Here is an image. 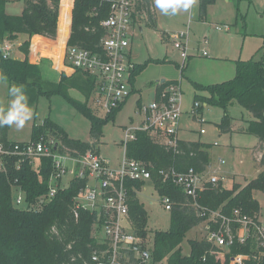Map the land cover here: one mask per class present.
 Listing matches in <instances>:
<instances>
[{"label": "trees", "instance_id": "obj_1", "mask_svg": "<svg viewBox=\"0 0 264 264\" xmlns=\"http://www.w3.org/2000/svg\"><path fill=\"white\" fill-rule=\"evenodd\" d=\"M216 0H200L201 13L206 15L208 7ZM9 0H0V77L11 86L22 87L32 104L41 96H63L78 112L91 122V141L73 138L67 130L49 117L43 124L33 126L31 139L44 137L58 143L57 151L81 156L89 149H98L103 135V127L115 118L123 106L112 109L106 117L90 106V100L97 93V78L90 71L76 69L73 74L62 72L59 79L52 81L45 77L43 68L30 61V47L36 36L55 39L58 36L61 0H24L21 14H9L6 5ZM140 15L135 20L156 26L157 13L154 0H144L138 5ZM72 0H63L61 10L60 42L65 46L69 33ZM108 0H74L72 28L68 46L86 48L93 53H102L103 39L107 30L103 21L110 15ZM26 39L20 45L24 59L5 56L4 45L18 41L20 36ZM58 44V45H59ZM258 51L249 60L238 59L235 78L204 85L193 83L196 91H206L209 96L196 94V101L216 104L226 112L223 121L218 124L220 131L230 130L232 118L228 114L229 105L236 100L254 115L247 126V132L255 135L264 144V53L257 58ZM152 61V60H151ZM148 62L136 64L130 83L132 93L138 75L147 67ZM177 82V81H175ZM164 84L158 85L157 92ZM134 87V88H133ZM78 90L83 98L75 97L71 90ZM129 98V97H128ZM140 104V101H139ZM204 106L199 108L203 112ZM8 126L0 128V141H9ZM211 143L178 139L177 146L159 143L150 130L137 131L135 140L127 144L126 155L143 161L151 171L150 180L161 197L171 198V225L168 231H157L153 240L155 261L167 264H234L232 257L245 254L248 257L242 264H264V247L255 237L245 243L235 241L228 249L218 252L204 236L191 240L190 255L182 253V243L186 235L195 227L207 222L210 211L221 210L231 215L240 208L250 216H261V204L255 193L264 191V170L256 179L242 187L235 183L226 187L223 180L213 183L206 181L203 191L196 196L188 195L184 187L175 181L172 172L185 173L194 169L204 174L211 164ZM264 161V156H263ZM53 158L41 157L39 163L26 161L20 168L15 161L7 164L6 170H0V264H93L92 252L99 245L94 234L96 214L80 209L79 217L74 211L75 198L87 179L73 178L69 185H59L58 193L39 207L40 198L49 191V182L54 165ZM165 171L170 177L162 173ZM148 181L128 180L130 217L137 235L148 238V211L141 201L138 191ZM22 190L26 204L19 205L15 198ZM34 204V207H33ZM208 211L207 215L203 213ZM218 224H213L216 227Z\"/></svg>", "mask_w": 264, "mask_h": 264}, {"label": "rangeland", "instance_id": "obj_2", "mask_svg": "<svg viewBox=\"0 0 264 264\" xmlns=\"http://www.w3.org/2000/svg\"><path fill=\"white\" fill-rule=\"evenodd\" d=\"M73 4L74 0H72ZM200 4V0H196L191 13L190 9L187 11L178 10L175 15H164L155 7L156 26L145 25L143 32L135 31L136 35L131 40L132 55L134 54L139 63L146 61L148 65L137 77L136 87L139 91H134L130 98L118 105L119 107L124 103L115 118L104 125L103 135L98 143L99 151L109 161L113 169H120L125 159L126 152L123 141L126 139V129L130 126L143 125L145 116L140 113L143 100L149 104L154 99L153 94L158 83L157 80L165 78L182 82L185 113L182 116L183 121L181 119L180 139L206 143L218 142L210 150L213 159L211 170L227 166L228 162L232 161L231 156L236 153L243 159L237 169H241L250 181L259 176L255 175L254 167L249 165L251 161L248 151L253 145L251 142L259 141L263 145L257 136L247 132L248 120L254 119L252 112L234 100L229 105L227 112L234 120L232 124L236 131L223 132L220 131L218 124L223 121L226 112L219 105L208 103L204 105L203 114L207 120L205 123H201L192 115H186V112L192 111L196 94L209 96L206 91H196L193 83L210 85L229 81L236 76V60H249L258 50L261 51L257 58L264 53V0H216L208 7L205 16L201 13ZM21 5L23 8L25 7L23 0H21ZM7 12L10 14L15 12L11 3ZM180 31H187L190 38L189 55L191 57L189 60L187 59L183 71L181 66L185 62L183 63L181 50L175 46L174 41ZM164 35L170 37L165 39ZM58 50L60 59H62L65 49L59 47ZM204 51L208 53V56L204 55ZM15 55H18V52L14 49L12 56ZM45 57L47 58L48 55L45 54ZM45 63L38 64L43 68L45 77L52 81L58 80L60 69L58 67L54 69L53 61ZM10 87L8 81L0 79V108L5 110L12 99L8 94ZM71 93L75 97L83 98L78 90L72 89ZM28 104L33 110V119L20 130L8 127L7 136L9 139L16 141L30 139L33 126L43 124L49 117L63 126L71 137L87 142L91 141L90 120L78 112L63 96H41L34 104L28 97ZM90 106L103 117L112 111L97 107L94 97L90 100ZM203 128L208 130L206 134L201 133ZM153 136L159 143L168 141L159 133L153 132ZM222 157L227 161L225 164L220 163ZM36 163L38 162L36 161ZM208 175L209 173H205V178ZM249 179L237 178L236 181L244 187L250 183ZM70 181L71 176H67L63 180V184L67 186ZM145 185L147 188L139 197L148 211L147 229L149 243L152 244L157 231L169 230L171 212L166 209L153 183L148 181ZM255 196L262 208V217L260 216V218L264 220V191L256 192ZM204 224L195 227L186 235L182 243L183 254H191V240L202 239L206 236Z\"/></svg>", "mask_w": 264, "mask_h": 264}, {"label": "built area", "instance_id": "obj_3", "mask_svg": "<svg viewBox=\"0 0 264 264\" xmlns=\"http://www.w3.org/2000/svg\"><path fill=\"white\" fill-rule=\"evenodd\" d=\"M108 1L111 12L103 21L107 34L102 41L104 49L102 53H93L78 46H68L66 41L62 59L64 68H72L74 71L80 68L96 75L95 104L100 109L111 111L132 94L130 78L136 63L132 58L131 40L136 35L135 31L144 23L135 20L134 16L140 15L138 5L144 0ZM174 41L175 46L181 50L184 63L189 57L188 32L180 31ZM3 50L5 56H11L12 44L7 42ZM207 54L204 51V55ZM184 67L185 63L181 68ZM202 105L206 103L195 101L191 113L198 121L205 123L207 120L203 112L199 111ZM140 113L145 116L144 123L126 129V139L123 141L125 152L127 144L136 139L139 130L159 133L168 140L165 144L177 146L178 131L184 113L182 85L175 81L165 82L149 104L142 103ZM201 133H206V129H201ZM57 146L55 140L46 141L44 137L38 140L30 138L26 141L13 139L0 141V170H6L11 160L20 168L26 161L39 163L43 156L52 157L54 169L50 177L49 191L40 198L39 207H43L49 199L55 197L59 185L66 186L63 180L67 176H71V180L79 177L87 179L86 186L81 187L75 198L74 211L77 217L80 209H87L96 214L93 229L99 245L92 252L93 264H167L163 260L155 261L153 243H149V237L137 235L131 222L126 183L128 180L151 179V171L145 163L129 158L125 154L121 168L113 169L97 149H89L78 156L68 152H58ZM162 173L170 177L165 171ZM172 176L184 187L185 192L192 196L204 190L206 181L216 183L219 180L217 176L205 178L204 174L194 169H189L185 173L173 171ZM161 198L166 209L170 210L171 198L168 196ZM25 199L24 193L19 190L15 198L16 203L24 205ZM207 213L208 211H205L203 214L207 215ZM208 215L210 216L204 224L206 236L219 249L218 252L228 249L236 240L245 243L250 237H255L259 245L264 247V220L260 217L245 214L240 208L234 209L231 215L221 210L210 211ZM213 224L218 225L213 227ZM247 257L248 255L245 254H237L231 260L234 264H242Z\"/></svg>", "mask_w": 264, "mask_h": 264}, {"label": "crops", "instance_id": "obj_4", "mask_svg": "<svg viewBox=\"0 0 264 264\" xmlns=\"http://www.w3.org/2000/svg\"><path fill=\"white\" fill-rule=\"evenodd\" d=\"M10 3L12 4V8L15 11L14 14H21L23 12L24 8L21 5V0H9V2L6 5V12L8 10V6H9ZM62 4H63V0L61 2V8H60L58 36L55 39L50 38V37H46V36H36V37H34L32 39V43H31V47H30L29 58H30V61L31 62L40 64V65L46 64L45 62H47V61H53V67H54V69L57 68V67L60 69V72L58 73V75H60L62 72H65L66 74L71 75V74L74 73V70L72 68H64L63 67V59H60V55H59V52H58L59 51L58 48L62 46L61 44H59V42H60V25H61V10H62ZM72 6H74V4ZM72 11H73V9L71 10V18H70V23H69V33H68V36L66 38V41H68V39L70 37V34H71L72 18H73L72 17ZM145 25H148V24L142 23L141 24V27L138 28V31L139 32H143V27ZM168 37H170V36L164 35V38L165 39H167ZM25 39H26V37L23 35V36H20V38L18 39V41L11 43L12 46H13L12 52L14 51V49L17 50V52H18V55H15L14 56L15 58H18V59H24L25 58L24 53L20 50V45L22 44V42ZM206 42H208V41L206 40ZM189 46L190 45H188V53H189ZM60 50H61V48H60ZM131 51L133 53V50L132 49H131ZM258 51H261V50H258ZM45 54L48 55L47 58L45 57ZM206 56H208V54ZM190 57L191 56L189 55L188 60L190 59ZM259 57H261V56H259ZM132 58L134 59V61H135L136 64H140V63L143 64L144 63V62H140L139 63L135 59L134 54L132 55ZM186 63H187V60L185 61V66H186ZM184 68L183 69L181 68V70L183 71ZM157 81H158V83L156 82L157 85H156V88H155V91H154V94H153V97L154 98H155V96L157 94V89H158L157 87H158V85H160V83H165V82H169V81H173V80H166L165 78H162V79L157 80ZM176 81L179 82L182 85V82L181 81H179V80H176ZM136 84H137V79H136L135 84H134L135 89H136L135 91L138 90L137 87H136ZM143 102H145V101L143 100ZM184 113H185V111H184ZM184 113H183V115H184ZM186 113H187L186 115H188V116H191L192 115V113L190 111H187ZM182 121H183V119H182ZM233 121L234 120L232 119V122ZM249 121L250 120H248V122ZM247 126H248V124H247ZM180 130H181V126H180V129L178 131V137H179V139L181 138L180 137ZM230 130L231 131L232 130L236 131V129L234 128V124H232V123H231ZM207 132H208V130H206V133ZM206 133H202V134H206ZM251 143L253 145L250 147V149L248 151V155H249L250 161H251V163L249 165L252 166V167H254V171L256 173L255 175H259L264 170V161H263L264 144L262 145V143H259V141H257V142L256 141H253ZM211 144L212 145H214V144L217 145L218 142H213ZM235 147H237V146H235ZM231 157H232V161L231 162H228L227 166H221V167H219V169H213V170H211L212 169V165H213V163H212L213 162V159H211V164L208 167V169L204 172V175H205V173H209V175L206 176L207 178H209L211 176H217L219 180H223V183H224V185L226 187H232L235 183H237V181H236L237 178L238 179H242V178L243 179H249L247 177V175L243 174V171L241 169H237V167L241 163V160H243L241 158V156L235 153ZM226 162L227 161L223 157L220 158V163L221 164H225ZM253 164H255V165H253ZM249 181H250V179H249ZM146 188L147 187L145 185L141 190L138 191V195L140 196L141 194H143V192H145V189ZM261 217H262V211H261Z\"/></svg>", "mask_w": 264, "mask_h": 264}, {"label": "clouds", "instance_id": "obj_5", "mask_svg": "<svg viewBox=\"0 0 264 264\" xmlns=\"http://www.w3.org/2000/svg\"><path fill=\"white\" fill-rule=\"evenodd\" d=\"M194 3L195 0H154L155 7L164 15H175L178 10L187 11ZM8 94L12 99L6 110L0 108V127L23 129L34 116L28 97L22 87L15 85L9 88Z\"/></svg>", "mask_w": 264, "mask_h": 264}]
</instances>
